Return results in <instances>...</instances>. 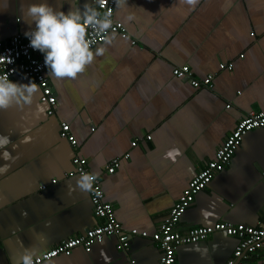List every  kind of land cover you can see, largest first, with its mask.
Masks as SVG:
<instances>
[{
    "label": "crops",
    "instance_id": "1",
    "mask_svg": "<svg viewBox=\"0 0 264 264\" xmlns=\"http://www.w3.org/2000/svg\"><path fill=\"white\" fill-rule=\"evenodd\" d=\"M32 2L67 14L93 0H0V46L35 29L22 18V6ZM113 16L127 37L115 34L105 54L77 79L49 78L56 99L52 114L39 102L40 91L23 110H0V136L18 145L6 149L14 162L0 159V166L10 164L0 174V264H19L25 249L41 255L102 223L88 193L70 191L78 179L65 177L73 156L97 174L120 226L146 237L130 238L127 250L119 251L116 238L107 236L88 253L77 247L42 264H157L160 251L150 237L174 202L214 159L237 121L264 110V0H199L194 9L179 0H127V6L114 7ZM220 64L232 69L221 70ZM183 65L197 79L213 74L212 87L194 89L175 77L173 69ZM61 123L69 126L75 148L60 137ZM25 135L31 142L22 144ZM116 158L119 167L107 174L105 166ZM42 184L47 188L40 190ZM216 222H264V129L243 137L177 230ZM236 245L235 238L214 233L179 246L174 264H225ZM244 264L261 262L251 257Z\"/></svg>",
    "mask_w": 264,
    "mask_h": 264
},
{
    "label": "built area",
    "instance_id": "2",
    "mask_svg": "<svg viewBox=\"0 0 264 264\" xmlns=\"http://www.w3.org/2000/svg\"><path fill=\"white\" fill-rule=\"evenodd\" d=\"M114 7V0H106L105 7L100 9V11L112 10L114 23L113 29L109 31H114L116 35L125 39L127 34L123 24L113 16ZM89 38L93 39L91 29H89ZM95 40L96 42L92 45V48L100 44L98 38H95ZM29 45L30 40L25 34H16L0 46V57L12 60L11 63H8L6 59L0 58V76L8 75L9 80L12 78L28 79L36 83L40 91L39 102L48 107V114L50 115L54 111L56 99L55 93L49 83L50 77H48V69L44 64V54L38 50H34ZM242 57L241 55L240 58ZM219 69L230 71L232 65L220 64ZM172 73L175 77L187 81L194 89L212 87L213 74H208L203 79H197L193 77L187 65L174 68ZM258 129H264V110L250 111L240 118L234 129L225 137L220 147L216 150L214 159L207 162L189 181L181 196L174 202L162 223L150 237L158 245L160 251L157 264H174L175 250L179 246L204 241L214 233H221L237 240V245L225 264H244L251 257H259L261 264H264V222H258L255 226L216 222L211 226L193 227L186 233H180L177 230V224L181 216L194 202L195 196L211 182L216 173L220 172L229 163L243 137L248 132ZM60 137L72 148L76 147V141L73 135L70 134L69 126L65 123L60 124ZM145 138L149 140L150 136H146ZM130 145L131 147H135L136 142L133 141ZM122 158L127 160L129 154L126 153ZM71 164L73 166L72 170L68 171L65 177H77L79 179L82 174L89 173L84 158L73 156ZM119 164L120 159H113L105 166L106 173L112 174L119 167ZM55 183L56 179L50 181V184ZM46 188L45 184L39 187L40 190ZM88 195L93 215L101 220L102 223L85 230L82 235L63 240L58 246L41 254L39 264L59 255L69 256L71 251L77 247L82 248L88 253L93 245L102 243L103 239L107 236H114L116 238V248L119 251L127 250L130 238L135 236L146 237L145 233H139L135 229L124 230L120 226L114 217L112 206L104 201V195L98 178L95 181L93 191L88 193Z\"/></svg>",
    "mask_w": 264,
    "mask_h": 264
},
{
    "label": "clouds",
    "instance_id": "3",
    "mask_svg": "<svg viewBox=\"0 0 264 264\" xmlns=\"http://www.w3.org/2000/svg\"><path fill=\"white\" fill-rule=\"evenodd\" d=\"M194 9L199 0H179ZM116 8L127 6V0H114ZM106 5V0H93V3H85L81 11L79 7H73L67 14L64 11L54 10L46 2H32L23 7L22 18L29 25L35 24V29L25 33L30 40V47L44 54V64L48 69V77L56 80L77 79L79 74L85 72L96 57L103 56L107 46L113 44L115 32L113 29L112 10L101 12ZM128 20L132 17L128 16ZM89 29L93 39L89 38ZM98 38L100 44L92 50V45ZM4 58L11 63L10 58ZM39 92L36 83L18 84L9 80L8 75L0 76V110H7L12 106H18L23 110L24 106L33 104L34 96ZM27 131V130H26ZM31 142V136L25 135L20 141L22 144ZM11 145L13 151L18 145L12 143L8 136H0V159L6 162H14V157L6 149ZM9 163L0 166V174L8 171ZM97 174L84 173L76 181V187L70 191L79 190L82 193H90L94 189ZM26 216L27 214L24 213ZM40 252L36 248L25 249L20 257V264H39ZM50 264V262H49Z\"/></svg>",
    "mask_w": 264,
    "mask_h": 264
}]
</instances>
